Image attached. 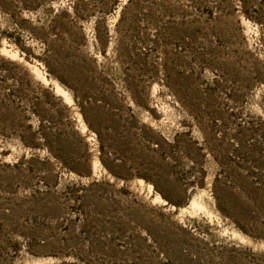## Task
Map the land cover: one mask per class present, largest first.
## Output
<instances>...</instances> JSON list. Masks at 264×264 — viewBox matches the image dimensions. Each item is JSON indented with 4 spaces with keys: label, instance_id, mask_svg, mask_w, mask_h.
<instances>
[{
    "label": "rangeland",
    "instance_id": "obj_1",
    "mask_svg": "<svg viewBox=\"0 0 264 264\" xmlns=\"http://www.w3.org/2000/svg\"><path fill=\"white\" fill-rule=\"evenodd\" d=\"M0 264H264V0H0Z\"/></svg>",
    "mask_w": 264,
    "mask_h": 264
},
{
    "label": "bare ground",
    "instance_id": "obj_2",
    "mask_svg": "<svg viewBox=\"0 0 264 264\" xmlns=\"http://www.w3.org/2000/svg\"><path fill=\"white\" fill-rule=\"evenodd\" d=\"M56 87H57V91H59V86H58V85H56Z\"/></svg>",
    "mask_w": 264,
    "mask_h": 264
}]
</instances>
